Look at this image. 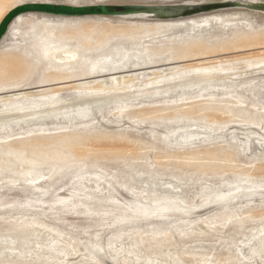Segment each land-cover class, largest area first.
<instances>
[{
    "label": "rangeland",
    "instance_id": "1",
    "mask_svg": "<svg viewBox=\"0 0 264 264\" xmlns=\"http://www.w3.org/2000/svg\"><path fill=\"white\" fill-rule=\"evenodd\" d=\"M180 1L0 0V20ZM20 15L0 40V264H264V15Z\"/></svg>",
    "mask_w": 264,
    "mask_h": 264
},
{
    "label": "water",
    "instance_id": "2",
    "mask_svg": "<svg viewBox=\"0 0 264 264\" xmlns=\"http://www.w3.org/2000/svg\"><path fill=\"white\" fill-rule=\"evenodd\" d=\"M228 9H244L264 15V0H187L163 4L24 3L11 9L0 21V39L9 23L21 13L39 12L62 16L104 15L143 20H167ZM35 89V88H33Z\"/></svg>",
    "mask_w": 264,
    "mask_h": 264
},
{
    "label": "bare ground",
    "instance_id": "3",
    "mask_svg": "<svg viewBox=\"0 0 264 264\" xmlns=\"http://www.w3.org/2000/svg\"><path fill=\"white\" fill-rule=\"evenodd\" d=\"M28 3H53V2H28ZM131 3H134V2H131ZM22 4H24V3H22ZM22 4H19V5H22ZM100 4H105V3H100ZM134 4H163V3H134ZM19 5H16L15 7H17V6H19ZM69 5H70V4H69ZM94 5H96V4H94ZM13 8H14V7H13ZM13 8H11V9H13ZM11 9H10V10H11ZM10 10H9V11H10ZM9 11H8V12H9ZM8 12H7V13H8ZM214 12H216V11H214ZM27 13H28V12H27ZM208 13H210V12H208ZM21 14H24V13H21ZM46 14H47V13H46ZM200 14H204V13H200ZM5 15H6V14H5ZM5 15H4V16H5ZM196 15H199V14H196ZM4 16H3V17H4ZM84 16H104V15H84ZM192 16H195V15H192ZM3 17H2V18H3ZM16 17H17V18H16ZM16 17H15L16 20H18V19L21 18V15L18 14ZM108 17H111V16H108ZM188 17H191V16H188ZM15 18H14V19H15ZM121 18H122V17H121ZM182 18H186V17H182ZM14 19H13V20H14ZM176 19H177V18H176ZM13 20H12V21H13ZM167 20H170V19H167ZM0 21H1V20H0ZM12 21H11V22H12ZM11 22H10V23H11ZM10 23H9V25H10ZM8 27H9V26H8ZM51 28L53 29V27H51ZM44 29H46V26H45V25H43V27H42V33H44V35H45L46 31L44 32ZM3 36H4V35H3ZM0 40H1V39H0Z\"/></svg>",
    "mask_w": 264,
    "mask_h": 264
}]
</instances>
